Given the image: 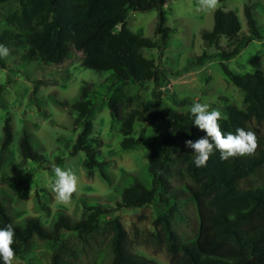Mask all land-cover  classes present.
Wrapping results in <instances>:
<instances>
[{
  "label": "rangeland",
  "instance_id": "374dc122",
  "mask_svg": "<svg viewBox=\"0 0 264 264\" xmlns=\"http://www.w3.org/2000/svg\"><path fill=\"white\" fill-rule=\"evenodd\" d=\"M245 5L251 7L262 37L248 42L237 56L223 62L237 74L255 71L264 74V0H224L209 11L201 7L200 0H155L145 12L128 13L127 27L156 41L157 8L161 7L165 11V26L172 30L162 55L155 48L142 51L147 58L156 60L163 70L158 88L161 93L159 113L173 109L185 112L194 102L207 103L210 109H219L223 116L227 105L245 108L242 91L225 77L219 58V53L232 50L238 40L249 35ZM217 9L235 11L241 29L236 37L221 36L209 45L202 39V33L212 29L213 13ZM19 10L15 0L0 3V31L17 32L7 23L6 16ZM114 30L118 31L119 26ZM19 33L18 42L7 47L8 55L0 58L3 62V67L0 66V199L12 223L24 227L28 219L36 218L49 229L59 216L72 222L84 219L85 206L98 205L113 212L99 217L96 227L88 233L79 235L61 230V242L58 243L33 235L22 252L15 256L14 264H49L52 254L59 251V243L65 244L63 258L67 264H109L110 220L114 216L127 232L125 248L129 253L154 259L159 264H169L161 227L154 223L160 210L167 207L158 203L139 208H117L121 191L134 178L151 186L146 168L150 162L147 147L156 134L168 132L167 124L160 118L152 122H135L131 136L137 137L143 130V141L133 148L122 149L121 122L112 117L107 105L115 88L121 87L125 96L132 98L123 111L139 109L147 115L155 110L153 83H125L115 79L111 71L83 67L81 52L73 48L60 64H46L38 57L24 61L22 56L28 49L24 41L26 32L20 30ZM37 80L41 83H35ZM83 86H87V98L92 103L86 119L92 125L88 141L97 149L98 159L108 162L105 166L110 183L100 178L97 168H85L83 151L70 153L81 130L80 125L74 124L77 113L72 105L77 102ZM183 98L189 103L176 102ZM6 119L11 124L12 138L1 151ZM24 132L29 136L38 161L25 160L19 153L18 144ZM171 148L178 166L184 156L193 155L185 141L176 136ZM55 166L71 169L77 176V190L68 203L56 202L51 191L55 179L52 168ZM188 183L190 180L184 177L180 182L173 181V185L180 188ZM250 184L248 180L242 182V185ZM168 215L181 242L196 238L199 219L193 200L177 203L175 211Z\"/></svg>",
  "mask_w": 264,
  "mask_h": 264
},
{
  "label": "trees",
  "instance_id": "16d2710c",
  "mask_svg": "<svg viewBox=\"0 0 264 264\" xmlns=\"http://www.w3.org/2000/svg\"><path fill=\"white\" fill-rule=\"evenodd\" d=\"M11 0H0V3ZM19 12L6 16L8 24L17 32L8 29L0 31V44L9 47L18 42L20 30H24L28 49L22 59L29 61L39 58L46 64H60L68 56L71 48L81 52V65L86 68L111 71L115 79L125 83H153L152 96L155 110L147 115L139 109L124 112L123 108L131 97L125 96L121 87L115 88L107 105L113 118L120 120L122 149L133 148L143 141L144 131L137 137L131 136L135 122L162 119L168 132L156 134L148 144L150 162L147 172L151 177L148 187L137 178L123 188L117 208H139L161 203L167 207L160 210L154 223L159 224L165 242V252L169 264H264V74L261 71L237 74L231 71L223 60L239 54L250 41L261 39L252 17L251 7L244 6V16L249 35L238 40L230 51H222L220 65L225 77L243 93L244 109L233 105L225 108V118L219 121L223 132L234 133L237 128L252 131L256 137V148L250 155L220 159L219 152L210 156L207 166L196 168L194 155L183 157L178 166L172 157L174 137L196 141L205 133L192 124L189 110L181 112L169 110L159 113L161 103L159 83L163 70L158 62L147 58L144 49H157L159 55L168 44L172 30L165 26V11L157 8L154 29L157 40H151L140 33L132 32L126 24L129 12H145L155 0H15ZM224 0H218L221 2ZM213 27L202 33V39L212 45L221 36L236 37L241 24L233 10L217 9L213 13ZM119 26V30L114 29ZM204 57V56H203ZM202 57L198 58V63ZM0 66L3 62L0 60ZM35 83H41L40 80ZM87 86L81 88L79 98L72 105L77 117L75 126H81L72 145L71 154L83 151L84 166L87 170L97 168L100 178L110 183V175L105 166L107 161L98 159V151L88 141L92 125L86 119L92 103L87 98ZM189 103L187 98L176 101ZM1 151L11 141L12 132L9 119L3 125ZM19 153L25 160L38 161V155L29 142L26 132L19 140ZM125 175V174H124ZM182 177L190 183L183 188L175 187L173 181L180 182ZM123 179V176L122 178ZM250 185H242L244 181ZM193 200L198 214L199 227L196 238L181 242L173 230L169 212L176 209L181 201ZM84 219L72 222L59 216L51 228H46L36 218H30L24 227L12 223L6 207L0 199V227L12 224L15 228V256L33 235L40 239L61 242L59 232L72 231L79 235L92 231L99 217L113 210L98 205L85 206ZM112 236L110 239L111 258L109 264H159L156 260L142 255L131 254L125 248L127 232L118 217L110 220ZM59 251L52 254L49 264H67L63 258L65 244H58ZM66 252V251H65Z\"/></svg>",
  "mask_w": 264,
  "mask_h": 264
},
{
  "label": "clouds",
  "instance_id": "9594fccd",
  "mask_svg": "<svg viewBox=\"0 0 264 264\" xmlns=\"http://www.w3.org/2000/svg\"><path fill=\"white\" fill-rule=\"evenodd\" d=\"M218 0H200V5L205 11L214 10ZM9 50L0 44V58L6 57ZM189 113L192 124L205 135L193 141H185V146L192 149L194 155L193 163L196 168L207 166V162L214 150L219 152L220 159L226 161L237 156H246L253 153L256 148V137L252 131L237 128L234 133L223 132L219 121L225 118L219 109H210L209 104L194 102ZM55 179L51 185V191L58 203L70 202L77 190V176L71 169L59 166L52 168ZM15 228L12 224L0 227V264H14Z\"/></svg>",
  "mask_w": 264,
  "mask_h": 264
}]
</instances>
